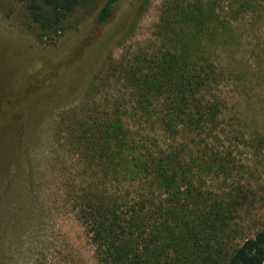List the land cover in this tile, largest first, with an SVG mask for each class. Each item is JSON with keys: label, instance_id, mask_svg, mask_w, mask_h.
I'll use <instances>...</instances> for the list:
<instances>
[{"label": "trees", "instance_id": "obj_1", "mask_svg": "<svg viewBox=\"0 0 264 264\" xmlns=\"http://www.w3.org/2000/svg\"><path fill=\"white\" fill-rule=\"evenodd\" d=\"M20 1L23 26L41 43L65 33L69 16L82 3ZM117 2H105L99 24L111 19ZM259 4L165 0L159 51L112 62L107 79L120 85L114 102L91 107L85 102L60 122L67 128L70 120L78 160L67 195L93 246L94 264H264V228L236 245L227 240L240 189H232L228 199H214L205 190L209 175L232 172L222 141L226 69L214 51L235 40L233 18ZM26 109L23 102L0 106L1 124H14L0 154L12 152L14 161ZM7 224L0 227V264H18ZM61 237L55 262L43 249L33 263L85 264L68 236ZM31 249L36 247L27 252ZM26 253L20 264H28L34 252Z\"/></svg>", "mask_w": 264, "mask_h": 264}, {"label": "rangeland", "instance_id": "obj_2", "mask_svg": "<svg viewBox=\"0 0 264 264\" xmlns=\"http://www.w3.org/2000/svg\"><path fill=\"white\" fill-rule=\"evenodd\" d=\"M106 1L82 0L67 20V31L52 43H41L23 26L21 1L0 0V106L27 105L21 115V152L15 161L12 152L0 154V227L8 223L18 264L31 245L36 249L26 253L34 252L28 264H35L43 249L47 260L55 262L63 234L77 257L94 264L93 246L67 195L78 160L69 138L70 120L67 128L60 122L85 102L90 107L114 102L120 85L107 79L109 66L141 51H159L165 3L118 0L111 19L99 24L97 14ZM227 3L221 0V5ZM260 4L233 18L235 40L213 54L220 62L223 58L226 69L222 141L232 172L209 175L205 190L214 199H228L232 189H240L228 230L233 245L264 228V1ZM94 84H99L96 90ZM13 131L14 124L0 122V144Z\"/></svg>", "mask_w": 264, "mask_h": 264}]
</instances>
